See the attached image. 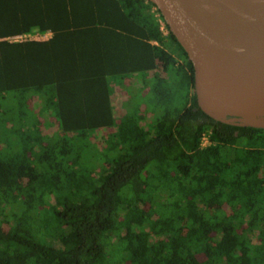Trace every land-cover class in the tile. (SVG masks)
Returning <instances> with one entry per match:
<instances>
[{
  "label": "trees",
  "instance_id": "trees-1",
  "mask_svg": "<svg viewBox=\"0 0 264 264\" xmlns=\"http://www.w3.org/2000/svg\"><path fill=\"white\" fill-rule=\"evenodd\" d=\"M153 7L0 0V264H264V127L200 108Z\"/></svg>",
  "mask_w": 264,
  "mask_h": 264
},
{
  "label": "water",
  "instance_id": "water-1",
  "mask_svg": "<svg viewBox=\"0 0 264 264\" xmlns=\"http://www.w3.org/2000/svg\"><path fill=\"white\" fill-rule=\"evenodd\" d=\"M194 67L200 108L217 121L264 127V0H147Z\"/></svg>",
  "mask_w": 264,
  "mask_h": 264
},
{
  "label": "crops",
  "instance_id": "crops-1",
  "mask_svg": "<svg viewBox=\"0 0 264 264\" xmlns=\"http://www.w3.org/2000/svg\"><path fill=\"white\" fill-rule=\"evenodd\" d=\"M151 12H153V9ZM51 35H48L43 40L50 38ZM154 43L156 42L154 41ZM145 81L146 79L143 74H135L132 76H126L122 80H114L112 100L115 108L117 109V107H121V109H123V106L139 100L136 98V93L139 92V95L142 94V92L145 93ZM136 85H138L137 89L135 88ZM125 87H127L128 90H126ZM141 87H143L142 91Z\"/></svg>",
  "mask_w": 264,
  "mask_h": 264
},
{
  "label": "built area",
  "instance_id": "built-area-1",
  "mask_svg": "<svg viewBox=\"0 0 264 264\" xmlns=\"http://www.w3.org/2000/svg\"><path fill=\"white\" fill-rule=\"evenodd\" d=\"M153 13L157 19V22L160 25V30L163 32V35H167L168 34V28L166 25L165 20L161 17V13L158 10L157 7H153ZM52 32L51 31H47V32H39V31H34L32 33H23V34H16V35H12L7 37L8 40L10 41H25V40H31V39H39V40H43L45 39L48 35H51ZM209 143V137L208 134H204L202 137V146H206Z\"/></svg>",
  "mask_w": 264,
  "mask_h": 264
},
{
  "label": "rangeland",
  "instance_id": "rangeland-1",
  "mask_svg": "<svg viewBox=\"0 0 264 264\" xmlns=\"http://www.w3.org/2000/svg\"><path fill=\"white\" fill-rule=\"evenodd\" d=\"M125 88H126V90H128L127 87H125ZM135 88L137 89L138 85H136ZM136 98L137 99L140 98L139 92L136 93ZM137 105H139V100H136L130 108L134 109V108H136ZM126 107L128 108V105L123 106V109H125ZM116 111L120 113L122 111L121 107H117Z\"/></svg>",
  "mask_w": 264,
  "mask_h": 264
}]
</instances>
